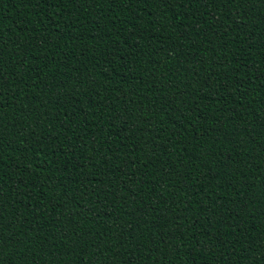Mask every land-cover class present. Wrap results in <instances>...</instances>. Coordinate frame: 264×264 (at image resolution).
Masks as SVG:
<instances>
[{
    "label": "trees",
    "instance_id": "1",
    "mask_svg": "<svg viewBox=\"0 0 264 264\" xmlns=\"http://www.w3.org/2000/svg\"><path fill=\"white\" fill-rule=\"evenodd\" d=\"M0 264H264V0H0Z\"/></svg>",
    "mask_w": 264,
    "mask_h": 264
}]
</instances>
